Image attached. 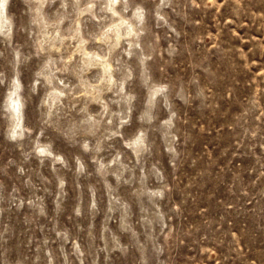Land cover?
Masks as SVG:
<instances>
[{
    "label": "clouds",
    "instance_id": "9594fccd",
    "mask_svg": "<svg viewBox=\"0 0 264 264\" xmlns=\"http://www.w3.org/2000/svg\"><path fill=\"white\" fill-rule=\"evenodd\" d=\"M0 264H264V0H0Z\"/></svg>",
    "mask_w": 264,
    "mask_h": 264
}]
</instances>
